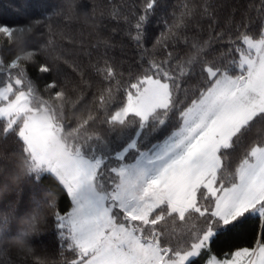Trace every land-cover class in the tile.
<instances>
[{
  "label": "snow or ice",
  "instance_id": "obj_1",
  "mask_svg": "<svg viewBox=\"0 0 264 264\" xmlns=\"http://www.w3.org/2000/svg\"><path fill=\"white\" fill-rule=\"evenodd\" d=\"M156 3L148 0L145 15L135 25L134 40L141 39ZM22 7H26L23 0L12 5L16 12ZM190 15V11L183 13L177 27ZM43 23L37 18L17 26L0 24V35L23 44ZM239 39L247 51L236 45L239 59L227 64L205 60L204 47L197 45H193L196 55L178 76L152 62L147 70L152 74L126 89V103L118 111L108 114L109 89L107 96H99L103 117L91 113L78 117L76 127L67 132L60 123L65 93L56 91L57 104L41 100L27 77L25 62H34L36 53L28 50L11 61L9 68L18 70L15 85H26L27 91L13 93L11 84L0 89V101H7L0 107V117L7 118L3 131L20 122L18 136L30 157L31 171L56 173L70 197L72 211L55 213V226L79 257L71 264H200L201 259L203 264H242V258L246 264H264V239L235 251L231 259L213 254V246L238 233L251 216L258 214L264 228V140L248 148L234 171L227 163L253 124L264 122V27L258 36L242 33ZM216 40L230 46L221 52L228 56L235 41H224L223 33ZM198 66L199 80L183 90L181 99V79L196 76ZM106 78H114L111 67ZM9 93L15 99L10 100ZM177 113L179 129L162 144L142 150L166 119ZM129 119L138 122L136 138L122 143L114 156L107 144L105 155H96L95 149L86 151L89 141L101 140L98 132L88 131L90 124L99 121L111 128L126 126ZM65 137L70 141L66 143ZM53 141L65 157V163L55 167L47 154ZM129 153H135L132 162L126 161ZM112 161L117 166H110ZM177 218L189 227L173 247L172 239L158 229L161 222Z\"/></svg>",
  "mask_w": 264,
  "mask_h": 264
},
{
  "label": "trees",
  "instance_id": "obj_2",
  "mask_svg": "<svg viewBox=\"0 0 264 264\" xmlns=\"http://www.w3.org/2000/svg\"><path fill=\"white\" fill-rule=\"evenodd\" d=\"M20 2L0 0V24L17 26L37 18L44 23L23 44L13 43L0 35V89L11 84L13 93L27 91L26 85H15L18 70L9 68V65L16 56L28 50L34 51V62H25L27 77L35 95L41 100L57 104L56 91L65 93L63 115L60 117L65 132L76 127L78 117L91 113L102 118L104 110L98 107L99 96H107L109 89L112 99L108 114L118 111L126 103V89L145 74H152L147 71L152 62L163 64L170 74L178 76L180 68L188 67V60L197 53L193 45L204 47L205 60L224 64L230 59L238 61L240 53L235 51L236 45L246 52L239 39L241 34L258 36L264 27V0H157L148 14L141 39L137 41L133 39L137 35L135 25L145 15L148 0H76L71 12L65 8L64 0H23L26 7H22L20 12L14 11L12 5ZM187 11L191 15L185 16V22L177 27L178 19ZM218 33L224 34V41L229 38L235 41L226 57L221 56V52L228 51L230 46L216 40ZM42 67H49L50 71L41 72ZM108 67L114 71L112 79L106 78ZM199 71L198 66L196 76L181 79V92L178 93L181 99L183 90L199 80ZM50 84L56 86L49 88ZM13 93L9 95L10 100L15 99ZM6 103L0 102V106ZM60 111L57 109L58 114ZM177 117L178 113L170 115L166 124L160 126L141 146L142 150L162 143L176 131L180 124ZM6 124L7 119L0 118V165L12 162L19 155H26L18 136L21 123L4 132ZM137 130L138 122L131 119L126 126L116 124L111 128L99 121L92 123L88 131L98 132L101 140L89 141L86 151L95 149L96 155L102 156L107 154L104 152V145L107 144L113 149L111 155L114 156L115 151L121 150L122 143L136 138ZM118 137H123V140H118ZM262 140L264 122L257 121L246 133L241 145L231 153L227 161L229 169L234 171L248 148ZM134 156L135 153H129L126 161L132 162ZM117 164L112 161L110 166ZM49 189L59 194V200L43 233L32 238L34 249L20 252L8 245H0V264H71L77 260V253L68 248L70 241L62 238L61 230L55 226V213L66 215L73 204L66 190L49 172L30 174L18 190L0 197V228L7 222L6 215L10 216L13 212L16 217L23 215ZM188 227L177 218L161 222L158 230H163L175 247L176 239L183 238ZM15 231L16 224H10L7 234H14ZM257 239H264V228L258 214L251 216L238 233L217 242L213 246V254L219 259H230L235 251L253 247ZM200 264H203V259Z\"/></svg>",
  "mask_w": 264,
  "mask_h": 264
},
{
  "label": "clouds",
  "instance_id": "obj_3",
  "mask_svg": "<svg viewBox=\"0 0 264 264\" xmlns=\"http://www.w3.org/2000/svg\"><path fill=\"white\" fill-rule=\"evenodd\" d=\"M75 4L76 0H64L65 8L70 12L75 8ZM64 140L67 143L70 138L65 137ZM47 154L53 167L65 163V157L54 141L49 143ZM30 174L33 172L30 167V157L27 155H19L12 162L0 165V197L5 193L18 190ZM52 175L59 182L58 175L56 173ZM58 200L59 194L49 189L43 192L41 198L23 215L16 217L15 212L10 216L6 215L7 225L0 228V245H8L20 252L32 251L34 249L31 243L32 238L43 233ZM12 223L16 224V231L8 235V227Z\"/></svg>",
  "mask_w": 264,
  "mask_h": 264
},
{
  "label": "rangeland",
  "instance_id": "obj_4",
  "mask_svg": "<svg viewBox=\"0 0 264 264\" xmlns=\"http://www.w3.org/2000/svg\"><path fill=\"white\" fill-rule=\"evenodd\" d=\"M244 46H245V49H246V51H247V47H246V45H244ZM6 87H7V86H6ZM4 88H5V87H4ZM2 89H3V88H2ZM8 95H10V93H9ZM0 102H2V101H0ZM5 105H6V104H5ZM5 105H3V106H5ZM3 106H0V107H3ZM0 118H4V117H0ZM4 119H7V118H4ZM178 129H179V128H178ZM178 129H177V130H178ZM177 130H176V131H177ZM162 143H163V142H162ZM162 143H160V144H162ZM72 208H73V207H72ZM71 211H72V209H71ZM71 211H70V212H71ZM231 258H232V257H231ZM231 258H230V259H231ZM78 259H79V257L77 258V260H78ZM242 264H246V258H242Z\"/></svg>",
  "mask_w": 264,
  "mask_h": 264
}]
</instances>
